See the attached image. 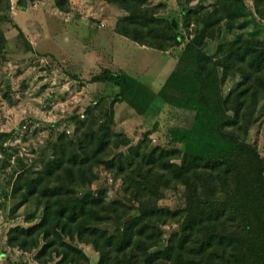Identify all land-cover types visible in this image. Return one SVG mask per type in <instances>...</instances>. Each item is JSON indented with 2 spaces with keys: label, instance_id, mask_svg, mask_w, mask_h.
<instances>
[{
  "label": "trees",
  "instance_id": "16d2710c",
  "mask_svg": "<svg viewBox=\"0 0 264 264\" xmlns=\"http://www.w3.org/2000/svg\"><path fill=\"white\" fill-rule=\"evenodd\" d=\"M38 1L15 0V6ZM52 1L70 12L72 0ZM106 1L125 12L115 24L118 34L148 48L177 50L176 68L158 91L125 70L103 68L93 75L91 82L119 88L109 112L98 104L87 107L82 118L73 116V130L49 142L38 169L14 171L10 195L21 197L15 209L32 201L36 207L26 214L28 225L9 228L6 245L36 251L41 264L54 258L56 264H92L82 245L98 253L95 264H264V158L247 140L264 101V37L239 31L246 0L183 9L184 26L196 29L187 42L174 19L158 16L159 6L149 0ZM253 1L264 19V0ZM12 5L0 0V54ZM234 31L213 53L200 43L209 32ZM155 100L194 111L191 127H170L167 147L152 145V132L133 144L116 131L115 103L146 114ZM8 136L0 132L5 166L16 155L3 146ZM99 167L120 179L121 197L109 199L107 187H92ZM179 187L184 205L159 204L167 190ZM172 223L178 227L166 237L164 227Z\"/></svg>",
  "mask_w": 264,
  "mask_h": 264
},
{
  "label": "rangeland",
  "instance_id": "374dc122",
  "mask_svg": "<svg viewBox=\"0 0 264 264\" xmlns=\"http://www.w3.org/2000/svg\"><path fill=\"white\" fill-rule=\"evenodd\" d=\"M149 1L159 6L158 16L168 21L174 19L185 42L193 37L196 29L193 25L184 26L183 9L214 2ZM12 2L9 13L12 21L3 24L8 41L0 54V132L9 133L3 146L16 155L5 166V154L0 151V264H41L35 260L36 251L27 253L6 245L9 228L16 224L28 225L26 214L36 207L32 201L15 209L21 197L10 195L16 178L14 171L21 167L38 169V160L48 150L49 142L55 141L60 132L73 130V116L82 118L81 113L87 107L98 104L105 114L109 112L119 88L108 82H91L94 74L103 68L125 70L158 91L176 68L178 55L175 49L160 51L141 47L118 34L115 24L125 12L106 0H72L71 10L66 13L59 11L52 0H41L23 9L15 6V0ZM246 7L237 21L239 25L245 24V28L239 31L264 37V19L256 12L254 1L246 0ZM18 27L23 33H19ZM156 27L155 32L160 33L162 27ZM236 32H209L205 39L200 38V43L213 53L219 42L232 39ZM217 60L222 63L220 58ZM232 83L225 85L224 92L229 91ZM263 102L247 140L258 147L264 158ZM150 108L146 114H140L127 103H115L116 131L125 133L133 144L145 133L152 132L151 144L167 147L170 127L189 128L193 124L192 110L173 107L161 100H155ZM97 172L99 177L92 187H107L109 199L121 197L120 179L103 167L97 168ZM159 204L171 208L184 205L182 189L167 190ZM177 227L176 223L166 225V237ZM82 247L95 264L98 253L91 246ZM56 261L54 258L47 264H56Z\"/></svg>",
  "mask_w": 264,
  "mask_h": 264
},
{
  "label": "crops",
  "instance_id": "0c3cea01",
  "mask_svg": "<svg viewBox=\"0 0 264 264\" xmlns=\"http://www.w3.org/2000/svg\"><path fill=\"white\" fill-rule=\"evenodd\" d=\"M142 47V46H141ZM144 48V47H143ZM128 72V71H127Z\"/></svg>",
  "mask_w": 264,
  "mask_h": 264
},
{
  "label": "built area",
  "instance_id": "2783aa9c",
  "mask_svg": "<svg viewBox=\"0 0 264 264\" xmlns=\"http://www.w3.org/2000/svg\"><path fill=\"white\" fill-rule=\"evenodd\" d=\"M83 116V115H82Z\"/></svg>",
  "mask_w": 264,
  "mask_h": 264
}]
</instances>
